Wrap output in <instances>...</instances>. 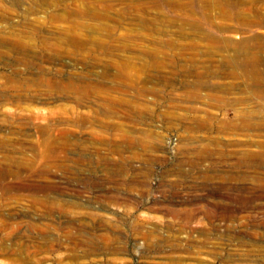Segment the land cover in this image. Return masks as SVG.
Segmentation results:
<instances>
[{
	"label": "rangeland",
	"instance_id": "1",
	"mask_svg": "<svg viewBox=\"0 0 264 264\" xmlns=\"http://www.w3.org/2000/svg\"><path fill=\"white\" fill-rule=\"evenodd\" d=\"M0 264H264V0H0Z\"/></svg>",
	"mask_w": 264,
	"mask_h": 264
}]
</instances>
